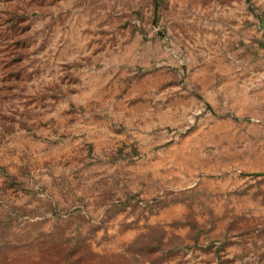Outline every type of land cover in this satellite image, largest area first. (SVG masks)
<instances>
[{"label": "rangeland", "instance_id": "rangeland-1", "mask_svg": "<svg viewBox=\"0 0 264 264\" xmlns=\"http://www.w3.org/2000/svg\"><path fill=\"white\" fill-rule=\"evenodd\" d=\"M264 0H0V264H264Z\"/></svg>", "mask_w": 264, "mask_h": 264}, {"label": "water", "instance_id": "water-1", "mask_svg": "<svg viewBox=\"0 0 264 264\" xmlns=\"http://www.w3.org/2000/svg\"><path fill=\"white\" fill-rule=\"evenodd\" d=\"M260 174L264 175V171L263 172H259Z\"/></svg>", "mask_w": 264, "mask_h": 264}]
</instances>
